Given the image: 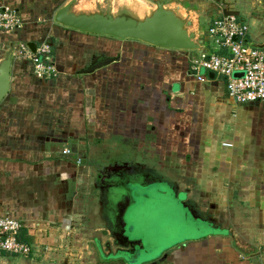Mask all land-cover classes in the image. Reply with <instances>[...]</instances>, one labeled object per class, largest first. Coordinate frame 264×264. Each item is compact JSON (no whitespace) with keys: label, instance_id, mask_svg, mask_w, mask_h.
<instances>
[{"label":"crops","instance_id":"0c3cea01","mask_svg":"<svg viewBox=\"0 0 264 264\" xmlns=\"http://www.w3.org/2000/svg\"><path fill=\"white\" fill-rule=\"evenodd\" d=\"M69 1L0 0V8L14 9L23 22L14 32L0 31V60L14 48L10 91L0 104V217L21 220V238L33 250L29 256L0 252V264H39L52 251L79 249L77 220L88 222L79 194L96 161L105 175L123 162L149 170L162 169L161 162L180 168L172 185L186 193L180 200L209 229L161 248L156 264H264V102L236 103L226 79L212 72L199 81L191 69L198 51L60 25L55 13ZM182 1L174 5L199 16L205 47L224 52L210 41L199 4ZM44 41L53 45L58 75L41 79L17 49ZM94 59L112 62L85 72ZM127 146L140 160L120 149ZM98 174L89 200L104 221L95 240L106 258L96 247L97 264H127L117 255L124 248L123 227L110 202L126 194L132 207L134 190L118 178L101 182ZM117 226L120 239L113 232ZM59 263L77 264L67 257Z\"/></svg>","mask_w":264,"mask_h":264},{"label":"rangeland","instance_id":"374dc122","mask_svg":"<svg viewBox=\"0 0 264 264\" xmlns=\"http://www.w3.org/2000/svg\"><path fill=\"white\" fill-rule=\"evenodd\" d=\"M85 1L96 2L97 0ZM137 1L138 0H133V2ZM109 2H111V5L113 4L112 0ZM196 3L199 4L198 7L201 9L200 18L205 29L208 30V24L212 19L211 16L215 15V13L218 14V12H220L219 15L226 13H236L249 24V41L257 46H261V44L264 43V0L187 1L188 6L195 5ZM201 4H203V6ZM124 7L127 6L124 5ZM212 11L214 14L210 15ZM193 17L198 20L199 16L194 15ZM120 149H130V151H127H129V154L131 153L130 155L132 159L140 160L139 152L134 151L129 146L121 147ZM127 151L125 153H127ZM123 158L125 161L126 158L130 157L122 155L121 160ZM102 165L103 164L101 162L96 161L92 165L93 167H90L92 169V174L86 177L87 186L84 187L83 193L79 194L80 198L85 196V200L82 199L83 202L80 203V208L86 212V216L84 217L88 219V222L83 220V218H78L77 220L81 225V229H79L81 238H78V242L82 243V245L77 250L68 249L64 251L63 254L60 252L52 253V251L48 257L44 255L39 257V264H60V260L65 261V257L68 258V263L72 258L73 263L77 264H97L99 255L97 248L100 251L101 257L103 259L106 258L105 254L101 250L99 240H95L98 235L103 234L104 232H95L98 227H104V221L102 220V222L101 219H99L100 209L98 205L94 206L92 209L90 204L91 202L94 203L95 201L89 200L91 197H93V194H95L92 192V190L95 189L93 186V181L96 178V174L100 173V170H102V168L100 169ZM158 165L163 167L161 170L167 172L169 177H173L174 179L181 178L180 168H171L170 166H165L163 162L158 163ZM169 167L171 170H169ZM164 168H167L168 170H165ZM154 178L152 180H129L131 184L129 187L134 190V197H136L137 202V204L134 203L127 213V232L129 234H132L131 232H133L132 238L139 236V238H142L145 242L152 245L157 242L158 247L161 246L164 249L170 243L172 244L174 240L182 241L184 239L195 238L206 233V231L209 229L208 226L204 225L202 220L195 219L194 214L192 211H190V208H186L185 203L181 201L185 198V194L181 192V202L178 201L175 197L174 188L170 183L167 181H161L159 176ZM139 185H141V187H139ZM161 190L162 192L166 193L167 196L160 194L159 191ZM89 212L91 215H93L91 219L88 217ZM87 238L90 241H87ZM80 239H82V241H80ZM91 244H93V246Z\"/></svg>","mask_w":264,"mask_h":264},{"label":"water","instance_id":"95a60500","mask_svg":"<svg viewBox=\"0 0 264 264\" xmlns=\"http://www.w3.org/2000/svg\"><path fill=\"white\" fill-rule=\"evenodd\" d=\"M109 1L111 0L86 3L85 0H70L56 11L54 19L60 25L92 34L136 40L164 49L198 51L201 55L211 53L198 35V22L194 15L190 11H184L181 6L174 5H183L182 0H142L136 2V6L121 0H112L111 5ZM246 41L257 46L249 38ZM27 45L33 52L36 51L35 43ZM257 47H264V43ZM13 52L14 48L11 47L0 60V104L10 91ZM96 61L94 59L85 72H94L102 65L111 63L112 59ZM211 76H214L213 73ZM130 207L128 204L121 214L123 231L122 240L119 241L124 248L117 255L127 264H156L155 260L162 247H158L157 242L149 244L139 236L132 238L133 232H127V213Z\"/></svg>","mask_w":264,"mask_h":264},{"label":"built area","instance_id":"2783aa9c","mask_svg":"<svg viewBox=\"0 0 264 264\" xmlns=\"http://www.w3.org/2000/svg\"><path fill=\"white\" fill-rule=\"evenodd\" d=\"M22 26L17 11L0 8V31L11 33ZM249 29V24L236 13L215 17L207 34L210 41L224 52L198 54L191 60V69L199 81H205V73L209 72L225 78L228 95L238 104L264 102V47L246 41ZM17 55L32 62L38 78L58 75L53 45L48 41L42 42L35 52L22 44ZM63 153L69 154L70 150L65 149ZM23 227V222L17 218L0 217V252L22 256L32 254L31 244L21 238Z\"/></svg>","mask_w":264,"mask_h":264},{"label":"flooded vegetation","instance_id":"af4514ba","mask_svg":"<svg viewBox=\"0 0 264 264\" xmlns=\"http://www.w3.org/2000/svg\"><path fill=\"white\" fill-rule=\"evenodd\" d=\"M106 171H108L106 175H105V173L98 174L99 180L101 182L105 181L108 178H109V180L112 179V181H115L114 178H118L119 182H122L124 184V186L125 185H127V186L131 185L130 181H129L131 179L139 178V180H144V179L145 180H152L154 177L159 176L161 181H167L168 183L171 184V186L174 188L176 199L178 201H180V195L182 192L181 190H179L180 187L177 185H172V183L174 182L173 177H169V174L167 172H164L161 169H150L149 170V169H146L145 165H141L139 163L137 165H135V164L131 165L129 163L123 162V164L121 166L118 167V166L112 165ZM112 186L114 188H116V185L112 184ZM159 192H160V194L167 196V194L162 192V190ZM184 194H186V193H184ZM128 200L129 199H128L127 195L125 194L123 196L122 200H119L116 203H114L112 201L110 202V209L115 210L116 217L118 218L119 222L121 221L120 218H121L122 211L129 204ZM183 226H184V224H183ZM119 229H120V226H117L113 230L115 235H117L118 239L121 238L120 232L118 231Z\"/></svg>","mask_w":264,"mask_h":264}]
</instances>
